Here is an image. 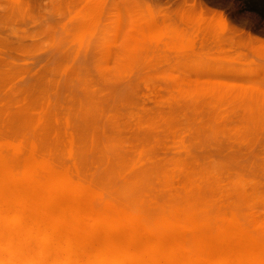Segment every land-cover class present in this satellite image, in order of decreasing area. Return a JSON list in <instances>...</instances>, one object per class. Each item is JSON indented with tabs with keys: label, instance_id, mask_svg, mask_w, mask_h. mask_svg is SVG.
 <instances>
[{
	"label": "rangeland",
	"instance_id": "374dc122",
	"mask_svg": "<svg viewBox=\"0 0 264 264\" xmlns=\"http://www.w3.org/2000/svg\"><path fill=\"white\" fill-rule=\"evenodd\" d=\"M200 5L233 33L199 24ZM142 19L155 29L134 30ZM208 81L244 94L189 87ZM237 126L244 144L223 131ZM70 134L82 173L98 183L107 152L133 162L123 180L149 169L159 201L169 192L166 171L176 188L192 178L213 200L264 194V0H32L29 12L0 0V140L24 152L38 140L72 167ZM182 157L184 171L174 166Z\"/></svg>",
	"mask_w": 264,
	"mask_h": 264
},
{
	"label": "bare ground",
	"instance_id": "6f19581e",
	"mask_svg": "<svg viewBox=\"0 0 264 264\" xmlns=\"http://www.w3.org/2000/svg\"><path fill=\"white\" fill-rule=\"evenodd\" d=\"M11 1L24 12L32 8V0ZM198 8L199 24L214 22L224 34L233 33L224 16ZM140 21L137 32L155 29L151 21ZM164 25L174 30L172 23ZM189 87L214 95L223 89L244 94V86L230 82ZM45 116L46 110L38 115L37 133ZM223 131L244 144V126ZM90 143L95 144L94 137ZM66 150L72 167L38 140L26 152L0 140V264H264V194L243 190L213 200L192 178L176 188L174 175L166 171L169 192L159 201L149 169L123 180L133 162L110 160L105 152L98 183L82 173L72 134ZM188 161L178 158L174 166L184 171ZM213 184H219L217 178Z\"/></svg>",
	"mask_w": 264,
	"mask_h": 264
}]
</instances>
